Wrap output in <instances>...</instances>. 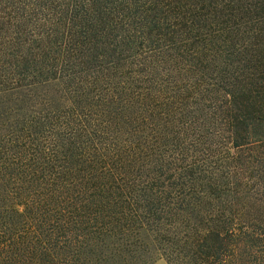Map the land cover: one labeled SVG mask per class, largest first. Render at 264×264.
Listing matches in <instances>:
<instances>
[{"label":"trees","instance_id":"16d2710c","mask_svg":"<svg viewBox=\"0 0 264 264\" xmlns=\"http://www.w3.org/2000/svg\"><path fill=\"white\" fill-rule=\"evenodd\" d=\"M264 264V0H0V264Z\"/></svg>","mask_w":264,"mask_h":264},{"label":"rangeland","instance_id":"374dc122","mask_svg":"<svg viewBox=\"0 0 264 264\" xmlns=\"http://www.w3.org/2000/svg\"><path fill=\"white\" fill-rule=\"evenodd\" d=\"M154 264H168V262H167V260L164 257L159 256L155 260V263Z\"/></svg>","mask_w":264,"mask_h":264}]
</instances>
